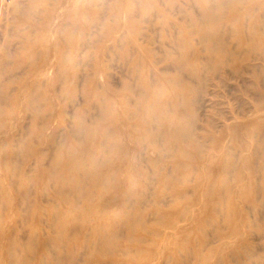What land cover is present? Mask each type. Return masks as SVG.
I'll return each instance as SVG.
<instances>
[{
    "label": "rangeland",
    "instance_id": "1",
    "mask_svg": "<svg viewBox=\"0 0 264 264\" xmlns=\"http://www.w3.org/2000/svg\"><path fill=\"white\" fill-rule=\"evenodd\" d=\"M225 1L18 0L0 264H264V0Z\"/></svg>",
    "mask_w": 264,
    "mask_h": 264
},
{
    "label": "bare ground",
    "instance_id": "2",
    "mask_svg": "<svg viewBox=\"0 0 264 264\" xmlns=\"http://www.w3.org/2000/svg\"><path fill=\"white\" fill-rule=\"evenodd\" d=\"M235 1V0H234ZM240 1V0H239ZM5 3V2H4ZM3 3V6H2V10L0 11L1 12V15H2V19H1V21H3L4 23H5V25L4 24H2V26H4L3 27V30H1V33H0V57H2V58H5V57H7L8 58V56L11 54L10 53V49H7L6 51H5V47H4V41H5V39H6V35H7V28H9V22H11V24H10V26L12 25V28L13 29H15L16 28V26L17 27H19V24H18V22H20L21 23V25L24 23V22H26L25 21V19H24V15L23 14H21L20 12H19V9H20V5H19V3H18V0H9V2L8 3H5L4 4ZM233 3L234 2H232V0H226L224 3H223V6L224 7H229V8H234V9H236L237 7H232L233 6ZM237 4V3H236ZM30 9V8H29ZM28 10V9H27ZM31 10V9H30ZM223 10V9H222ZM35 11V10H34ZM33 12V11H32ZM40 12V11H39ZM38 11H36L34 14H36V13H39ZM44 12V11H43ZM50 12V11H49ZM51 13V12H50ZM31 14V13H30ZM30 14H29V16H30ZM40 14V13H39ZM42 14V13H41ZM27 15V14H26ZM213 15H215V16H213ZM213 15H212V17H216L217 16V11L216 12H214L213 13ZM222 15L223 14H221V19H222ZM32 16V15H31ZM30 16V17H31ZM34 16V15H33ZM29 17V18H30ZM34 18V17H33ZM36 18V17H35ZM39 18V17H38ZM37 19V18H36ZM36 19H34V20H36ZM209 19V18H208ZM220 19V20H221ZM218 20V19H217ZM217 20H215V21H217ZM31 21V20H30ZM32 22V21H31ZM37 22H38V20H37ZM44 25L45 26H49V21H47V20H44ZM213 24V23H212ZM26 26H28V25H26ZM28 27H30V28H32V29H34L33 28V26H28ZM44 27V26H43ZM212 27H214V26H212ZM214 29V28H213ZM65 30V29H64ZM206 30H208L207 29V27H206ZM215 30V29H214ZM213 30V31H214ZM11 32V34H13V31H10ZM218 32V31H217ZM61 33V32H60ZM206 35V34H205ZM212 35H214V33L213 34H211V37H212ZM70 36V35H69ZM219 36V35H218ZM62 37V36H61ZM220 37V36H219ZM51 39V38H50ZM63 40V39H62ZM211 40V42H213L214 43V45L215 44H218V42H221L220 40H219V38H215L214 37V39H210ZM26 41H27V46H26V48L27 47H29V48H32V44L30 43V39L28 38V37H26ZM49 41V40H48ZM50 42V41H49ZM53 45V44H52ZM51 45V42H50V46H51V50H54V51H56V49H57V47H59V44H57V46H56V44L54 45V47ZM222 44L220 43V46H221ZM42 46H45V47H47L48 46V42H46V41H42ZM77 48H78V46H77ZM222 49V48H221ZM215 50V49H214ZM59 50H57V55L59 54V52H58ZM210 51H211V49H210ZM66 52V51H65ZM228 52V51H227ZM226 53V52H225ZM229 53V52H228ZM65 54H67V53H65ZM39 62H40V66L37 68V70H36V72L34 73V76L35 77H38L39 75H40V77H48L49 75V72H50V70H52L56 65L54 64L55 62H53L52 63V61H51V57H46V58H43V60H39ZM33 63H34V61H33V57H31V59L29 60V62H28V65L31 67V66H33ZM55 65V66H54ZM62 64H60L59 66H61ZM220 65V64H219ZM58 66V67H59ZM2 67H3V63L1 62V60H0V77H2V74H3V70H2ZM63 69V68H62ZM58 70V69H57ZM31 75H32V73H31ZM59 76V75H58ZM65 78V77H64ZM60 80V79H59ZM37 82V81H36ZM35 82V83H36ZM63 82V81H62ZM34 83V84H35ZM62 84V83H61ZM63 86V85H62ZM23 93L25 94V91H23ZM34 101H35V99L32 101V111L33 112H36V110H35V105H34ZM140 103V102H139ZM142 103V102H141ZM139 104L138 105V109H139V111L144 115V117H146L147 119H149V120H152V119H154L155 118V115H154V113L150 110V109H147V108H143V106H142V104ZM156 119V118H155ZM48 128H50V124L48 123V121H45L44 123H43V126H42V130H47ZM148 129V128H147ZM108 148V147H107ZM2 157V154L0 153V185H2L3 184V182L4 181H8L9 183H8V187H9V189H10V191H14L15 193H17V189H18V184H17V181L16 180H32L31 179V171H35L36 169H37V166H38V158L36 159V161H35V167H34V169H31V168H27L26 170H24V171H22V173H20L19 174V172L18 173H16L15 171H10V169H9V164H10V162H12V159H14V157H12V156H10V157H8V160L10 159V161H9V163H8V165H6V166H4V163H5V159H3V158H1ZM41 158L42 157H40V160H41ZM71 162V161H70ZM77 162V161H76ZM57 164V163H56ZM76 168V167H75ZM39 172V171H38ZM41 172V174H42V172H43V170H41L40 171ZM40 174V175H41ZM44 175V174H43ZM23 178V179H22ZM83 180V179H82ZM85 182V181H84ZM11 183H12V186H13V188L12 187H10L11 186ZM10 194L7 192V193H5L4 192V190H3V188L2 187H0V204L2 203V202H5L8 206H9V208H10V213L12 214V215H14V209H13V206H12V203H11V201H10ZM24 199V198H23ZM24 201V200H23ZM11 240L10 241H12V243L14 242V238L13 237H11L10 238ZM0 243H2L1 242V237H0ZM2 245V244H1ZM10 247V246H9ZM11 248V247H10ZM6 255H7V257L9 258V264H15V262H16V260H15V250H13V249H7L6 250V252H4ZM1 255V254H0ZM17 264V263H16Z\"/></svg>",
    "mask_w": 264,
    "mask_h": 264
}]
</instances>
